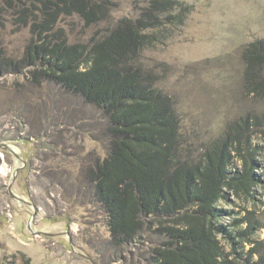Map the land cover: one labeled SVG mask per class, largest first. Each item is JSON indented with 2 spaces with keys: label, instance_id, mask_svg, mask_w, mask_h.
I'll list each match as a JSON object with an SVG mask.
<instances>
[{
  "label": "rangeland",
  "instance_id": "374dc122",
  "mask_svg": "<svg viewBox=\"0 0 264 264\" xmlns=\"http://www.w3.org/2000/svg\"><path fill=\"white\" fill-rule=\"evenodd\" d=\"M39 1L0 0V164L13 172L0 174V262L24 264L25 256L32 264H150L145 257L167 244L159 224L152 221L140 241L114 254L104 216L59 185L69 187L68 178L82 183L107 155L103 115L35 76L33 65L6 69L10 60H23L32 38L31 21L26 27L15 13L27 7L43 17L32 7H42ZM97 1L104 10L96 23L61 15L46 34L88 43L123 20L144 19L142 32L155 38L139 62L170 100L183 153L196 161L222 140L231 174L242 172L245 158L253 163L258 181L251 195L226 190L217 205L219 225L234 244L218 239L225 253L233 247L239 264H264V55L255 62L246 56L264 41V0H165L153 13L152 0Z\"/></svg>",
  "mask_w": 264,
  "mask_h": 264
},
{
  "label": "trees",
  "instance_id": "16d2710c",
  "mask_svg": "<svg viewBox=\"0 0 264 264\" xmlns=\"http://www.w3.org/2000/svg\"><path fill=\"white\" fill-rule=\"evenodd\" d=\"M39 3L42 7H32L43 17L27 7L16 11V21L26 27L31 21L32 38L23 60H10L6 69L33 65L34 75L56 82L66 94L100 112L107 123L103 136L109 141L107 155L86 170L82 183L68 178L69 187L62 181L59 185L104 216L111 233L106 245L114 254L140 241L153 221L167 244L145 257L150 264H239L232 257L236 255L233 247L225 253L218 239L222 234L234 244L233 235L219 225L217 205L226 199V190L251 195L258 181L252 174L253 163L245 158L242 172L231 174V151L222 140L213 143L199 160L183 153L180 124L170 100L153 87L151 76L139 62L155 38L142 32L147 29L144 19L123 20L99 39L70 44L60 31L59 41L46 33L53 31L61 15L77 13L87 24L96 23L98 15L103 16L101 3ZM167 4L152 0L147 11H163ZM263 55L264 41L250 45L246 54L254 62ZM24 264H32L30 258L24 256Z\"/></svg>",
  "mask_w": 264,
  "mask_h": 264
},
{
  "label": "built area",
  "instance_id": "2783aa9c",
  "mask_svg": "<svg viewBox=\"0 0 264 264\" xmlns=\"http://www.w3.org/2000/svg\"><path fill=\"white\" fill-rule=\"evenodd\" d=\"M13 172L8 169L7 167H5V165H3L2 163L0 164V174L1 177H5V178H9Z\"/></svg>",
  "mask_w": 264,
  "mask_h": 264
},
{
  "label": "water",
  "instance_id": "95a60500",
  "mask_svg": "<svg viewBox=\"0 0 264 264\" xmlns=\"http://www.w3.org/2000/svg\"><path fill=\"white\" fill-rule=\"evenodd\" d=\"M37 215V212L35 211V213H34V215H33V217L35 218V216Z\"/></svg>",
  "mask_w": 264,
  "mask_h": 264
}]
</instances>
